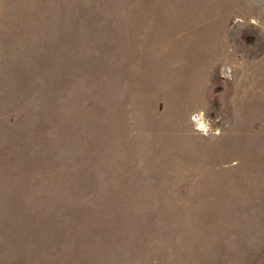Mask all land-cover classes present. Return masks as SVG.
<instances>
[{
    "label": "rangeland",
    "instance_id": "rangeland-1",
    "mask_svg": "<svg viewBox=\"0 0 264 264\" xmlns=\"http://www.w3.org/2000/svg\"><path fill=\"white\" fill-rule=\"evenodd\" d=\"M252 17L249 0H0V264H264ZM198 108L220 136L193 133Z\"/></svg>",
    "mask_w": 264,
    "mask_h": 264
},
{
    "label": "clouds",
    "instance_id": "clouds-1",
    "mask_svg": "<svg viewBox=\"0 0 264 264\" xmlns=\"http://www.w3.org/2000/svg\"><path fill=\"white\" fill-rule=\"evenodd\" d=\"M249 4L250 6L254 5L257 7L264 6V0H249ZM233 21L238 25L245 23V21L240 16H236ZM248 23L258 28H264V25L261 24L260 19L256 17L250 18ZM230 71V68L225 65L220 70L221 77L224 79H230ZM190 123L192 124V131L194 134H199L203 137H218L221 135V129L219 127L213 129V120L209 118L206 108H198L194 110L190 114Z\"/></svg>",
    "mask_w": 264,
    "mask_h": 264
}]
</instances>
